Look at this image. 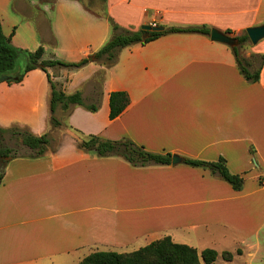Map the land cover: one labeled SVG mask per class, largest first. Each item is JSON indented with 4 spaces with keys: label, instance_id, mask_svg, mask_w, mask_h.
<instances>
[{
    "label": "crops",
    "instance_id": "crops-1",
    "mask_svg": "<svg viewBox=\"0 0 264 264\" xmlns=\"http://www.w3.org/2000/svg\"><path fill=\"white\" fill-rule=\"evenodd\" d=\"M93 1L100 3L94 11L79 0H0L2 32L21 51L43 47L45 59L78 63L111 40L110 20L130 32L163 26L231 36L264 25V0ZM231 48L211 36L180 33L123 49L111 68L94 57L78 70H49L67 94L81 92L85 104L99 109L58 107L60 128L69 131L56 149L9 163L0 186V264H79L97 252L129 254L165 237L200 254L217 251L214 264H264V67L258 82L249 81ZM253 54L264 55V40L244 52ZM21 57L19 72L26 65ZM113 92L131 101L115 120ZM50 96L42 70L21 84L1 82L0 127L50 134ZM69 127L130 139L183 161L138 168L101 158L78 149ZM185 159H224L244 179L243 189Z\"/></svg>",
    "mask_w": 264,
    "mask_h": 264
},
{
    "label": "trees",
    "instance_id": "trees-1",
    "mask_svg": "<svg viewBox=\"0 0 264 264\" xmlns=\"http://www.w3.org/2000/svg\"><path fill=\"white\" fill-rule=\"evenodd\" d=\"M81 1L89 11H94L86 0ZM91 1V0H90ZM104 4L106 0H101ZM102 15L106 17L103 9ZM113 27L111 40L95 54V59L102 66L111 68L117 64L120 52L136 44L146 45L163 36L180 33H200L208 37L211 30L207 28H178L170 27L164 32H152L147 39H143L145 31L130 32L121 29L113 20H110ZM226 34L232 35L231 32ZM13 35L7 37L2 32L0 23V77L7 75L9 85L21 84L26 76L34 70H42L47 73L48 81L51 86L50 96V115L49 129H58L62 123L56 118V110L62 107L69 111L73 106H82L91 112H97V105L85 104L82 93L67 94L62 85L57 84L49 74V70L64 67L69 70H78L89 64L88 59L78 63H66L56 59H45V49L41 47L36 52H27L17 49L12 44ZM238 40L239 45L232 47L238 67L245 78L256 83L260 80L261 72L264 67V55L253 54L251 57L244 56V52L250 46V39L247 33L240 36H232ZM24 55L26 65L23 71H17L18 61ZM130 97L126 92H113L110 96V119L115 120L121 116L130 105ZM78 137L76 138L77 147L83 152L94 153L101 158H121L134 167H149L153 165H172L173 154H158L148 151L130 139L117 141L106 140L96 135H85L82 132L69 127ZM7 135L19 138L23 145L33 151L32 155H19L18 150L7 147L4 142ZM51 145L49 133L41 136L33 134L28 128L14 125L10 128L0 127V186L3 184L6 169L9 163L17 158L29 157L40 158L48 152ZM184 163L192 167L203 168L214 175H219L230 183L234 190L241 191L244 186V179L230 173L224 159L218 162H204L199 160L185 159ZM241 253V251L239 252ZM219 258V253L215 250L207 249L201 254L197 249L188 245L178 244L171 237H165L152 242L133 253L119 254L116 252H97L86 257L79 264H214ZM223 258L232 261L234 256L225 252Z\"/></svg>",
    "mask_w": 264,
    "mask_h": 264
},
{
    "label": "water",
    "instance_id": "water-1",
    "mask_svg": "<svg viewBox=\"0 0 264 264\" xmlns=\"http://www.w3.org/2000/svg\"><path fill=\"white\" fill-rule=\"evenodd\" d=\"M142 30L145 31V34L143 35V39H147L149 37L150 33H152V32H164L166 30V28L163 26H143ZM246 33L250 39V42L253 45H257V44H259V42L264 40V25L248 28ZM211 39L215 42H220V43L226 44L230 47H236L239 45L238 40H236L234 37H232L231 35H228L224 32H221L219 30H216V29L211 31ZM89 60L91 62H94L95 59H94V57H89ZM7 79H8L7 75L1 76L0 77V83L7 81ZM182 161H183L182 158H180L179 156H174L172 159V163L174 165L181 164Z\"/></svg>",
    "mask_w": 264,
    "mask_h": 264
},
{
    "label": "rangeland",
    "instance_id": "rangeland-1",
    "mask_svg": "<svg viewBox=\"0 0 264 264\" xmlns=\"http://www.w3.org/2000/svg\"><path fill=\"white\" fill-rule=\"evenodd\" d=\"M86 3L92 9H95L96 7H100V3L98 1L86 0ZM24 57L25 56L23 55L21 58H24ZM25 59H26V57H25ZM20 60L18 61V64H19ZM18 66H21V64H19ZM68 131H69V129L67 127L59 128V129L50 128V134L49 135H50V138L53 140V142L49 146L48 151H52V150L56 149V147L61 142V138H63V134L68 133ZM75 137L77 138L78 135L75 134ZM4 144L7 147L13 148L14 150H18L19 155L28 156V155L33 154V151H31L29 148L25 147L19 138L12 137L11 135L6 136Z\"/></svg>",
    "mask_w": 264,
    "mask_h": 264
}]
</instances>
